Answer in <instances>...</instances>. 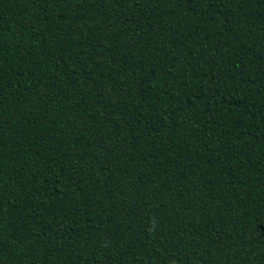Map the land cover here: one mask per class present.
<instances>
[{
    "label": "trees",
    "instance_id": "obj_1",
    "mask_svg": "<svg viewBox=\"0 0 264 264\" xmlns=\"http://www.w3.org/2000/svg\"><path fill=\"white\" fill-rule=\"evenodd\" d=\"M0 264H264V0H0Z\"/></svg>",
    "mask_w": 264,
    "mask_h": 264
}]
</instances>
